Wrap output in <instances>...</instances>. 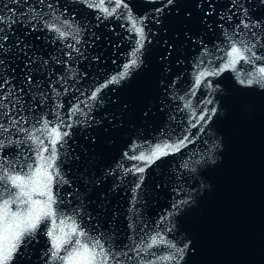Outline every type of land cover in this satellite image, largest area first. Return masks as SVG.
Instances as JSON below:
<instances>
[{"label": "water", "instance_id": "1", "mask_svg": "<svg viewBox=\"0 0 264 264\" xmlns=\"http://www.w3.org/2000/svg\"><path fill=\"white\" fill-rule=\"evenodd\" d=\"M99 3L0 0V212L40 214L8 264H264V0Z\"/></svg>", "mask_w": 264, "mask_h": 264}, {"label": "snow or ice", "instance_id": "2", "mask_svg": "<svg viewBox=\"0 0 264 264\" xmlns=\"http://www.w3.org/2000/svg\"><path fill=\"white\" fill-rule=\"evenodd\" d=\"M42 2V0H41ZM104 0H100V3L96 5L97 8H101L103 5ZM116 7H122L124 6L123 0H114ZM90 7L92 5H89ZM49 8H51V5H49ZM105 12H108L107 9H103ZM115 11V9H113ZM111 15L112 13H108ZM49 30H53L50 28ZM137 32L142 34V29H136ZM61 36L64 35V33H60ZM138 44L142 43L141 41H137ZM247 51H251V49H247ZM255 54L253 53V56ZM228 56L230 57L229 62L224 65L223 68L220 69V71H224L228 68H234L235 64L240 59L248 60V57H245L243 53L241 52L240 48L233 45L231 52L228 53ZM136 63L135 59L131 60L130 63L125 64L123 66V70L118 74L120 78H123L124 75L127 73L128 69L131 67V65H134ZM260 73H264V68L259 69ZM216 73H202L201 77L197 78V84H199L200 79L203 75H215ZM117 81V76H112L109 80L105 81L104 83L99 84V86L95 89V91L91 94V99H95L97 94L100 93L104 88H106L109 84H112ZM241 83H245V81H241ZM248 84L253 83L252 80L247 81ZM53 132H55L56 138L55 140L51 141V144H55L56 141L60 140L61 134L58 130L53 129ZM64 136L68 135V133H64ZM183 144V141L180 142ZM180 145L170 146L165 144L163 148L157 147L149 156L140 155L139 157H134L135 159L139 160H146L149 164H151L154 160L159 158L160 156L167 155V152L165 149H168L169 151H178ZM47 151V148L44 149ZM54 151V149H53ZM51 167V165H49ZM138 172H143L144 168L139 167L136 169ZM11 180V183L14 187H21L23 184V180L20 176L15 177H9ZM139 187V185H137ZM21 203H24L21 201ZM40 220V214H33L29 212L27 216H24L22 214H18L16 212H10L8 209V201H4L3 203V211L0 212V224H2V231H0V264H8L9 261L12 260L13 254L17 253L19 251L20 246L23 244V237H25L27 234H30L33 230L36 229L37 223ZM77 230L76 228L72 229V232L75 233ZM81 236L85 235L83 231L79 233ZM49 236H52V248L55 250L52 252L53 257H57V254L59 253V250L62 246V243H68V241H62L61 239L53 236L51 232L48 233ZM155 239L153 240V243H155ZM74 246L78 245L79 247L75 249L74 252L70 253L67 257H59L61 260L67 261V264H98L97 262V256H101L102 259L99 261V264H108L109 254L104 249L103 244L100 243L99 240H97L95 243L89 247L87 243H81L80 240H75L73 242ZM99 248V252L96 251V249Z\"/></svg>", "mask_w": 264, "mask_h": 264}]
</instances>
